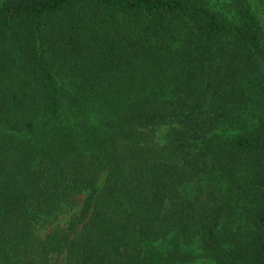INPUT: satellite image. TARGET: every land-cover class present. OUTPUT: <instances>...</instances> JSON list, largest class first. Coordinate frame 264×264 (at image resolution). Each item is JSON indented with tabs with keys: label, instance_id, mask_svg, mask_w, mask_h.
I'll return each instance as SVG.
<instances>
[{
	"label": "trees",
	"instance_id": "1",
	"mask_svg": "<svg viewBox=\"0 0 264 264\" xmlns=\"http://www.w3.org/2000/svg\"><path fill=\"white\" fill-rule=\"evenodd\" d=\"M61 258L264 264V0H0V264Z\"/></svg>",
	"mask_w": 264,
	"mask_h": 264
},
{
	"label": "rangeland",
	"instance_id": "2",
	"mask_svg": "<svg viewBox=\"0 0 264 264\" xmlns=\"http://www.w3.org/2000/svg\"><path fill=\"white\" fill-rule=\"evenodd\" d=\"M168 130H169V127H168V126H165V127H162V128H160V129H158V131H157V134H158L157 138H158V140H159L160 142H163L164 137H165V135L167 134ZM69 217H70V214H68V215H64L63 217H60L59 220H60L61 223H63V222H65V221H67V220L69 219ZM57 264H64V258H61V259L58 261Z\"/></svg>",
	"mask_w": 264,
	"mask_h": 264
}]
</instances>
